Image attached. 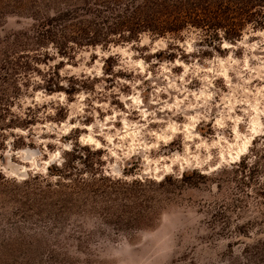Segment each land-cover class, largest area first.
Returning <instances> with one entry per match:
<instances>
[{
    "label": "rangeland",
    "instance_id": "rangeland-1",
    "mask_svg": "<svg viewBox=\"0 0 264 264\" xmlns=\"http://www.w3.org/2000/svg\"><path fill=\"white\" fill-rule=\"evenodd\" d=\"M21 2L0 0L2 40L34 29ZM255 19L264 24V10ZM259 26L247 23L232 33L240 37L236 43L215 48L207 47L203 33L190 30L167 38L144 33L134 44L110 43L107 49H76L73 59L52 49L39 52L43 62L33 64L29 80H21L20 93L9 94L11 104L0 102L8 110L7 122L15 119L26 127L1 132L0 174L11 183L37 175L55 182L47 168L78 144L97 153L90 157L113 180L151 184L171 177L149 195L165 199L170 197L165 191L174 192L164 202L171 214L183 198L205 217L188 230L198 244L187 248L178 264H198L197 246L214 249L218 242L221 264H264V142L258 140L264 137V25ZM169 44L175 46V62L154 58ZM21 51L17 57L29 63ZM52 71L70 95L46 91ZM16 136L23 141L14 144ZM17 228L8 230L0 245L34 252L40 246H87L91 239H44L30 224ZM121 231L133 232H116Z\"/></svg>",
    "mask_w": 264,
    "mask_h": 264
},
{
    "label": "trees",
    "instance_id": "trees-1",
    "mask_svg": "<svg viewBox=\"0 0 264 264\" xmlns=\"http://www.w3.org/2000/svg\"><path fill=\"white\" fill-rule=\"evenodd\" d=\"M21 4L27 18L33 20L34 29L12 38H0V47L3 46L0 48L1 103L11 104L9 94L20 93L21 80H29L36 71L33 64L43 62V56L39 54L43 50L52 49L63 58L73 59L76 49L100 46L107 49L110 43L134 44L144 33L167 38L181 36L190 30L203 33V42L207 47L215 48L223 42L236 43L240 37L232 33H240L247 23L264 25L255 19L264 10V0H22ZM221 30L227 33L222 38L218 35ZM173 47L169 44L168 50L156 53L154 58L175 62L178 55ZM17 49H24L21 53L26 54L29 63L22 62L23 55L17 57L20 55ZM30 53H34L33 56ZM55 76H58L55 71L48 75L51 86L46 91L50 94L66 91L70 95L55 83ZM0 109H3L0 112V139L5 130L26 128L15 119L7 122V116L3 115L8 110L4 106ZM15 139L14 144L23 141L20 136ZM258 140L262 143L264 137ZM259 142L255 139L254 147ZM18 148L14 145V149ZM90 155L97 153L78 144L63 152V161L47 168L48 178H56L55 182L37 175L21 183H11L0 174V239L8 238V230L30 224L44 239L49 236L56 240H80L89 236L82 231L78 220L95 214L103 216L116 231L147 228L161 203L174 195L170 191L164 192L170 196L165 199L149 195L157 192L152 190L156 187L165 188L171 177L151 184L113 180L105 175L102 167L96 166ZM180 182H185V176ZM15 218L21 220L16 222ZM86 247L58 244L36 247L33 252L25 247L0 245V260L80 264L70 253L83 251Z\"/></svg>",
    "mask_w": 264,
    "mask_h": 264
},
{
    "label": "clouds",
    "instance_id": "clouds-1",
    "mask_svg": "<svg viewBox=\"0 0 264 264\" xmlns=\"http://www.w3.org/2000/svg\"><path fill=\"white\" fill-rule=\"evenodd\" d=\"M177 201V214H171L170 206L162 202L149 227L135 229L131 236L124 231L117 233L99 214L81 218L78 223L91 239L83 251L74 250V255L80 264H178L185 250L198 244L188 230L205 217L183 198ZM220 251L219 242L214 249L198 245V264H221Z\"/></svg>",
    "mask_w": 264,
    "mask_h": 264
}]
</instances>
